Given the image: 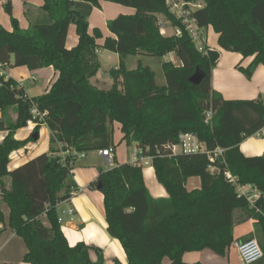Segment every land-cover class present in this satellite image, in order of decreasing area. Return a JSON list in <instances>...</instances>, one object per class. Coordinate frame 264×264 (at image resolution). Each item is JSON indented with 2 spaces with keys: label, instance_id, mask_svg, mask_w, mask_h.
I'll use <instances>...</instances> for the list:
<instances>
[{
  "label": "trees",
  "instance_id": "trees-1",
  "mask_svg": "<svg viewBox=\"0 0 264 264\" xmlns=\"http://www.w3.org/2000/svg\"><path fill=\"white\" fill-rule=\"evenodd\" d=\"M75 1L94 7L111 2L135 10L133 15L107 22L113 37H107L101 48L119 56L118 65L108 71V88L91 82L101 69L96 56L101 33L88 34V20L74 9ZM42 2L50 25L20 29L12 16L11 0L4 10L12 30L0 25L3 68L35 71L51 67L58 73L47 92L31 98L17 82L0 77V132H6L0 142V206L8 207V228L25 245L22 263L105 264L101 249L84 243L68 245L57 206L69 201L77 190L71 183L77 156L109 148L114 152L117 123L120 143L134 145L151 158L155 179L167 194L164 198L150 195L140 165L118 164L114 159L113 167L99 172L106 233L118 241L127 264H165L166 260L168 264H187L182 260L185 253L204 250L223 257L235 241V223L248 220L254 221V233L244 241L257 240L262 258L254 264H264V153L247 158L239 149L246 138L264 129L263 101L225 100L212 89L218 51L204 44L199 52L165 0ZM185 2L202 4L192 13L202 36L211 27L219 49L252 58L246 69H239L247 79L258 66L264 67V0ZM159 17L172 29H181L180 36H164ZM71 25L78 43L68 50L65 43ZM169 54L178 65L171 61L162 64L164 87L157 86L152 71L140 63L132 71L124 65L129 56L163 58ZM196 70L204 76L193 85L189 80ZM32 109L37 110V117L31 115ZM29 121L35 124V132L41 125L47 127L49 149L8 171L10 155L30 142L14 136ZM184 133L195 135L207 152L224 150L222 158L211 164L203 154L160 157L167 153L163 147L176 145ZM225 173L234 183L226 180ZM189 178H198L200 188L188 191ZM247 185L260 194L253 205L237 192V186ZM88 188L94 189L95 183ZM90 251L96 261H91ZM113 264L120 262L114 260Z\"/></svg>",
  "mask_w": 264,
  "mask_h": 264
},
{
  "label": "crops",
  "instance_id": "crops-1",
  "mask_svg": "<svg viewBox=\"0 0 264 264\" xmlns=\"http://www.w3.org/2000/svg\"><path fill=\"white\" fill-rule=\"evenodd\" d=\"M7 0H0V25L7 31L12 30L10 17L4 10ZM42 0H11L12 16L16 19L20 29L38 25H50L52 23L49 15L42 9ZM74 9L88 20V34L93 35L94 30L101 33V38L96 40L98 49L96 56L100 63L101 69L91 82L99 88H108L111 80L108 71L112 68L104 69L105 62L111 61L115 68L119 63V56L101 48L107 37H113L108 29L107 22L115 19L120 15L129 16L135 13V10L129 7L118 5L111 2H100L99 7L92 4L75 1ZM159 19H162L159 17ZM167 29V27H166ZM171 31L173 30L170 28ZM211 27L203 33L204 43L211 50H217L219 58L216 66L212 70L211 86L214 91L219 93L225 100H258L264 103V67L258 66L252 77L247 79L241 69H246L252 61V58H242L238 54L225 52L218 48L209 46V36L212 34ZM213 31V30H212ZM173 32V31H172ZM163 34V33H162ZM164 35V34H163ZM170 35H173L170 34ZM164 35V36H170ZM216 35V34H215ZM214 37V36H213ZM217 39V35H216ZM78 43V37L75 27L70 26L68 29L65 46L68 50L74 48ZM174 57L169 54L163 58H155L146 55L129 56L124 60L126 70H135L140 63L143 67L149 68L157 86H166V80L162 71V64L168 61L167 57ZM172 62V61H171ZM178 65V61L172 62ZM12 64V61H11ZM5 78H11L17 82L25 94L31 98L47 92L51 85L56 81L58 73L53 68H43L35 71H29L26 68H12L8 66L3 68ZM29 86V87H28ZM1 118V112H0ZM11 118L16 116L11 113ZM35 124L28 123L25 128L15 132L17 140L30 139L25 149L13 152L9 157L8 171H12L34 157L45 153L49 149V130L45 125H41L37 132L34 131ZM6 136V132H0V142ZM36 136L34 139L33 137ZM120 126L114 124L113 140L117 145L121 139ZM118 141V142H117ZM59 147V146H58ZM118 149L114 150L115 163L122 164L117 156ZM240 152L247 158L261 156L264 153V129L255 136L246 138L239 146ZM95 155L105 161L107 169H95L93 157ZM77 164L79 166L77 167ZM134 165L133 163H130ZM115 164H113L114 166ZM112 166V167H113ZM105 158H102L98 152H90L77 156L74 161L72 170L71 183L75 187L82 189L81 193L73 194L69 201L62 202L57 206V213L61 219V230L70 247L78 243H84L101 249L105 264H113L118 260L120 264H127L124 251L118 241L111 239L106 233V223L103 214L102 194L96 188H88L90 184L96 183L99 172L109 170ZM145 185L153 198L167 197L164 188L159 185L154 176L153 168L143 169ZM200 181L198 178H189L186 181L188 191L199 189ZM3 214V225H0V264H24L22 263L23 255L26 248L23 241L18 238L13 231L8 228V207L3 204L0 206ZM254 233V221L248 220L241 223H235L233 228V239L235 241H244L249 235ZM91 261H96V255L93 251L89 252ZM184 263L193 264H239L237 252L229 248L225 256L220 257L211 251L204 250L199 252H189L182 256ZM168 264V261H165Z\"/></svg>",
  "mask_w": 264,
  "mask_h": 264
},
{
  "label": "built area",
  "instance_id": "built-area-1",
  "mask_svg": "<svg viewBox=\"0 0 264 264\" xmlns=\"http://www.w3.org/2000/svg\"><path fill=\"white\" fill-rule=\"evenodd\" d=\"M166 6L169 9V12L177 19L180 20L185 32L192 39L195 44V48L199 52H203L204 50V38L202 33L197 27L195 19L192 17V13L202 7V4L197 3H188L185 0H165ZM163 19V18H162ZM160 20L158 22L161 33L166 30L169 22L166 20ZM171 28V27H170ZM173 34L175 36H180L181 29H173ZM4 76L3 66L0 64V77ZM31 115L33 117H37L39 114L36 109L31 110ZM210 117V114H207V119ZM28 123H33L29 121ZM27 123V124H28ZM163 150L167 152L164 156H160L162 158H172L178 154L183 155H196L203 154L207 157L208 161L211 164H215L218 158H222L224 150L220 148H216L212 152L205 151V148L202 144L198 142V139L195 135L190 133L181 134L178 138V143L176 145H166L163 147ZM98 154L105 158L108 165L110 167L114 164V152L112 149H105L99 151ZM134 165H140L142 168H153L151 166V158L145 157L142 155V152L138 150L136 147L134 148ZM211 171H214L215 168L213 166L209 167ZM225 178L229 183H234V178L230 176L229 173H225ZM82 189L77 187V190L74 191L73 194L81 193ZM237 192L240 195H243L247 198L250 204H254L256 200L259 198L260 194L254 190L250 185L247 186H237ZM59 222L61 223V219L59 218ZM232 247L236 250L239 264H254L262 258V251L254 239H250L247 241H234Z\"/></svg>",
  "mask_w": 264,
  "mask_h": 264
},
{
  "label": "rangeland",
  "instance_id": "rangeland-1",
  "mask_svg": "<svg viewBox=\"0 0 264 264\" xmlns=\"http://www.w3.org/2000/svg\"><path fill=\"white\" fill-rule=\"evenodd\" d=\"M162 33L164 35H170L173 32L171 31L170 26L167 25V29L164 32H162ZM210 33H212V34L209 36V46L211 48H213V47H215L216 35H215V33L212 30L210 31ZM167 59H168V61H172V62L175 61V58L174 57H171V56L167 57ZM105 63L106 64L104 65V67H107V68H104V69H108V68H113L114 67V65L112 64L111 61H108V62H105ZM110 80H111V78H110ZM115 139L116 138H114L113 140H115ZM114 145H115V149L119 148L118 149V152H119V155L120 156H117V157H118L119 161L122 162V164H130V163H133L134 162V154H133L134 148H135L134 145H132L131 147L130 146H126V144H123V143L120 144V145H117V143H115V142H114ZM90 156L93 157V158H95V159L92 160L93 163H94L93 165H94V168L95 169H99V168H101V169H107L108 166L105 164V161L103 159H101L99 157H96L95 155H90ZM78 166H79V164H77V167ZM254 240H256V239L254 238ZM256 242H257V240H256ZM231 248H233V247L231 246Z\"/></svg>",
  "mask_w": 264,
  "mask_h": 264
},
{
  "label": "water",
  "instance_id": "water-1",
  "mask_svg": "<svg viewBox=\"0 0 264 264\" xmlns=\"http://www.w3.org/2000/svg\"><path fill=\"white\" fill-rule=\"evenodd\" d=\"M203 76H204V75H203V73H202L201 71L196 70V72L190 77V80H189V81H190L193 85H198V84L201 82ZM33 138L35 139L36 136H34ZM100 187H101L100 182L96 181V183H95V188H96L97 190H99Z\"/></svg>",
  "mask_w": 264,
  "mask_h": 264
}]
</instances>
